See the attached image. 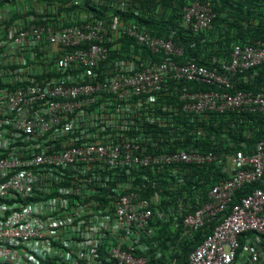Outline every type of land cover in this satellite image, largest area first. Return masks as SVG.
I'll use <instances>...</instances> for the list:
<instances>
[{
    "label": "built area",
    "instance_id": "1",
    "mask_svg": "<svg viewBox=\"0 0 264 264\" xmlns=\"http://www.w3.org/2000/svg\"><path fill=\"white\" fill-rule=\"evenodd\" d=\"M35 9L49 12L43 5ZM215 17L212 0H194L184 8L183 26L201 34L213 29ZM111 26L119 29L117 16ZM120 27L122 37L136 39L160 61L138 68L132 60L123 71L95 82L67 85L42 80L14 90L5 84L14 81L19 70L30 68L37 51L45 61L61 53L52 73L68 65L94 68L107 60L108 27L101 22L58 27L31 23L18 31L11 25L8 35H0V264H147L148 256L136 250L148 249L147 243L142 244V230L153 218L155 200L130 185L125 193L113 186L112 203L102 206L85 202L75 186L56 183L67 181L68 174L78 176L85 167L91 183L95 169L102 166L205 164L218 159L214 152L184 148L143 154L136 141L116 145L56 141V136L68 135L94 118L95 111L85 108L103 94L111 93L116 100L135 96L152 100L173 88L177 101L169 109L180 110L189 120L208 113H264V89L236 87L246 80V72L264 64L263 40L234 44L227 58L213 56L209 64L195 59L182 62L184 48L176 45L173 34L154 36L134 24ZM197 133L205 135L202 129ZM230 145L237 147L235 142ZM241 146L223 157L230 177L215 184L208 198L183 217L185 235L207 222L219 223L179 264H264V138L251 153L245 142ZM255 184L259 186L250 194L239 193Z\"/></svg>",
    "mask_w": 264,
    "mask_h": 264
},
{
    "label": "trees",
    "instance_id": "2",
    "mask_svg": "<svg viewBox=\"0 0 264 264\" xmlns=\"http://www.w3.org/2000/svg\"><path fill=\"white\" fill-rule=\"evenodd\" d=\"M193 1L0 0V35H8L11 25L18 31L31 23L58 27L60 24L101 22L108 27L105 44L110 48L108 59L94 68L68 65L52 73V64L61 53L57 54V59L49 57L48 61L39 64L40 73L36 60L29 61L30 65L33 64L31 69L19 70L14 81H8L5 86L14 90L42 80L45 83L55 80L58 84L67 85L95 82L123 71V67L132 60L137 62L138 68L160 61L159 55L151 53L136 39L122 37L118 30L126 24L143 27L154 36L168 37L173 34L176 45L184 48L182 62L195 59L209 64L213 56L227 58L234 44L264 41V0H212L216 13L214 27L201 34L186 30L183 26L184 8ZM36 5L47 7L49 12H37ZM63 15L66 19L62 20ZM114 16L120 23L116 30L111 26ZM12 68L17 69V66ZM246 73L248 77L237 83V88L254 91L264 89V64ZM175 92L173 88H168L155 94L152 100L149 96L116 100L111 93H105L96 103L85 108L95 111L94 118L74 128L68 135L56 136L59 143L64 138L70 145L86 141H98L106 145L136 141L140 143L143 154L184 148L214 152L218 156L217 160L205 164H125L111 169L102 166L95 169L96 176L91 183L88 182L91 172L85 167L78 176L75 175L76 178L68 174L67 181L56 183L58 186H75L79 193L83 192L85 202L96 201L102 206L112 203L114 193L110 188L113 186L118 188L119 193H125L128 191L126 187L130 185L131 190H139L144 197L155 200L153 218L142 230V244L147 243L148 249L141 251L138 247L136 250V254L148 256L147 264H179L187 260L189 253L211 233L219 221L207 222L198 231L185 235L180 224L183 217L194 212L201 201L208 198L215 184L230 177V172L224 171L222 163L226 154L242 148V142L246 143V152L251 153L256 142L264 138V113H208L206 117L196 115L189 120L180 110L169 109L177 101ZM182 123L184 129L180 128ZM199 129L204 130L205 135H198ZM231 142H235L237 147H232ZM24 143L30 145L33 142ZM255 186L259 184L246 186L239 193L248 195Z\"/></svg>",
    "mask_w": 264,
    "mask_h": 264
},
{
    "label": "rangeland",
    "instance_id": "3",
    "mask_svg": "<svg viewBox=\"0 0 264 264\" xmlns=\"http://www.w3.org/2000/svg\"><path fill=\"white\" fill-rule=\"evenodd\" d=\"M38 53H39V51H37V56L35 57L37 65L41 64V63L46 59V58H41V57H39V56H38ZM44 54L47 55V52H44ZM31 59H33V57H31ZM33 60H34V59H33ZM29 66H30V68H29L28 70L31 69V67L33 66V64L30 65V63H29Z\"/></svg>",
    "mask_w": 264,
    "mask_h": 264
}]
</instances>
